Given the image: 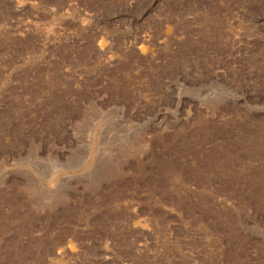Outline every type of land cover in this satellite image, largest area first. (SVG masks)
Returning a JSON list of instances; mask_svg holds the SVG:
<instances>
[{
    "label": "rangeland",
    "instance_id": "1",
    "mask_svg": "<svg viewBox=\"0 0 264 264\" xmlns=\"http://www.w3.org/2000/svg\"><path fill=\"white\" fill-rule=\"evenodd\" d=\"M0 264H264V0H0Z\"/></svg>",
    "mask_w": 264,
    "mask_h": 264
}]
</instances>
